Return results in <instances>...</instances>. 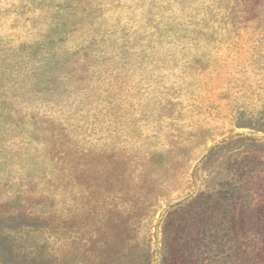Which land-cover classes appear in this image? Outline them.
Returning <instances> with one entry per match:
<instances>
[{"label": "rangeland", "instance_id": "1", "mask_svg": "<svg viewBox=\"0 0 264 264\" xmlns=\"http://www.w3.org/2000/svg\"><path fill=\"white\" fill-rule=\"evenodd\" d=\"M0 264H264V0H0Z\"/></svg>", "mask_w": 264, "mask_h": 264}, {"label": "trees", "instance_id": "2", "mask_svg": "<svg viewBox=\"0 0 264 264\" xmlns=\"http://www.w3.org/2000/svg\"><path fill=\"white\" fill-rule=\"evenodd\" d=\"M41 45V46H40ZM36 44L34 47L33 46H31V48H36V47H38V49H40L41 51H45V50H47V43H42V44ZM37 49V48H36ZM87 49V48H86Z\"/></svg>", "mask_w": 264, "mask_h": 264}]
</instances>
